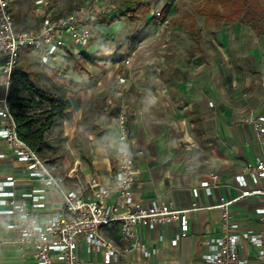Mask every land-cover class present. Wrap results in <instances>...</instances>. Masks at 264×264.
<instances>
[{"label":"crops","instance_id":"obj_1","mask_svg":"<svg viewBox=\"0 0 264 264\" xmlns=\"http://www.w3.org/2000/svg\"><path fill=\"white\" fill-rule=\"evenodd\" d=\"M102 1L106 0H98ZM149 1L144 22H111L118 11L133 7L136 0L117 7L118 0L110 18L105 12L98 16L108 20L93 22L94 35L83 54L107 57L105 49L111 45L102 37L110 33L120 41L143 28L154 16L156 2ZM180 3L177 0L167 16L176 25L165 31V23L157 27L127 57L128 66L123 62L105 66L86 62L85 70L77 71L71 57L79 56L62 51L55 58L64 63L63 57L70 58L68 65L75 76H61L67 86L55 81L53 94L65 102L68 117L45 134L39 157L64 179V188L74 190L78 182L85 185L93 177L103 184L111 181L118 147L112 118L123 112L137 169L134 207L170 204L189 210V231L176 246L170 240L178 232V222L139 224L132 228L127 242L121 240L118 226L104 228V237L123 255L118 264H205L199 255L206 251V242L221 234L223 209L217 206L222 203L230 202L225 208L242 231L255 233L260 228V199L240 194L259 190L264 180L254 182L247 176V187L239 189L235 177L264 153L250 122L264 115V65L258 43L264 39L239 23L200 29L195 22L200 29L196 40L188 32L185 15L196 21L195 17L187 12L176 16ZM31 14L21 28L13 18L17 30L36 27L37 20ZM93 19L89 17V21ZM126 51L124 46L118 53L124 55ZM120 77L126 78L124 85L118 83ZM8 89L9 77L3 73L0 59V107L6 102ZM5 121L0 115V129L7 128ZM211 174L218 176L217 181ZM8 177L14 178L15 185L4 190L16 196L44 190L42 218L60 212L59 195L31 178L25 164L0 137V182ZM203 182H209V193L201 187ZM10 222V217L0 215V264H37L31 250L23 251L13 243L16 233L6 228ZM144 251L151 255L145 257ZM77 253L82 264H103L101 253L87 254L83 241H79ZM239 254L252 264H264L258 250L246 241L240 244Z\"/></svg>","mask_w":264,"mask_h":264},{"label":"built area","instance_id":"obj_2","mask_svg":"<svg viewBox=\"0 0 264 264\" xmlns=\"http://www.w3.org/2000/svg\"><path fill=\"white\" fill-rule=\"evenodd\" d=\"M163 0L154 5L155 23L162 21ZM32 15L37 20L34 29L19 31L16 29L9 0H0V59L3 61V73L9 77L18 68L21 53L25 50L36 53L43 63L59 57L62 51L73 56L85 53L94 35V23L84 22L83 13L73 10L69 13L56 12L47 6L45 0H35ZM130 64V59L124 62ZM120 85L126 83L125 77L118 79ZM0 115L6 120L7 128L0 129V137L11 146L18 161L25 164L31 178L37 179L50 192L60 197V212L48 214L44 218L41 210L45 208L44 190L16 196L13 191L15 180L8 177L0 182V215L8 216L11 222L6 228L16 233L13 243L21 250H31L37 264H82L78 257V243L83 241L87 254L101 253L103 264H118L122 260L121 251L103 235L104 228L118 226L121 240L127 242L133 235L132 228L139 224H164L178 222L179 229L170 240L176 246L184 237L189 226V210H179L170 204L152 206L149 209L134 207L133 190L136 185L137 169L131 153L127 119L123 112L112 118L117 134L115 171L108 184L96 178H90L85 185L78 182L74 190L64 188V179L55 175L38 154L31 151L15 133L8 105L3 102ZM254 136L260 145H264V115L252 119ZM254 182L264 180V153L255 159L253 165L244 168V173L235 177L239 189L247 187L246 177ZM217 181L218 176L211 174ZM201 187L209 193V182ZM196 195V191H194ZM256 195L262 204L257 210L260 216V228L257 232L242 231L240 225L231 219L222 203L223 209L221 234L206 242V251L199 255L205 264H252L239 254V246L246 241L258 250V256L264 262V186L255 192H243L240 197ZM110 200H114L110 203ZM151 255L144 251V256Z\"/></svg>","mask_w":264,"mask_h":264},{"label":"trees","instance_id":"obj_3","mask_svg":"<svg viewBox=\"0 0 264 264\" xmlns=\"http://www.w3.org/2000/svg\"><path fill=\"white\" fill-rule=\"evenodd\" d=\"M130 0H119L117 7L127 5ZM177 0H164L162 8L163 18L168 15ZM199 2L198 15L205 19V27L220 28L222 24L239 23L257 37L264 39V0H194ZM151 7L149 0H136L131 8L118 11L111 18V22L127 19L130 22H144ZM188 22L187 29L194 39H198V32L194 19L185 15ZM153 16L140 30L125 39L117 48L114 55L105 58H96L81 54L79 58L71 57L77 71L85 70V63L90 65L117 63L123 57L116 56L122 47L126 46L130 54L138 45L151 35L158 27ZM165 21V19H162ZM23 52L34 53L28 50ZM46 72L50 73L46 67ZM54 81L68 83L61 79L57 73L52 77ZM9 114L13 120L17 138L22 141L31 151L40 154L44 149L45 134L60 120L68 117L66 104L59 97L46 92L31 79V74L22 68L16 69L10 76L9 89L6 97Z\"/></svg>","mask_w":264,"mask_h":264},{"label":"rangeland","instance_id":"obj_4","mask_svg":"<svg viewBox=\"0 0 264 264\" xmlns=\"http://www.w3.org/2000/svg\"><path fill=\"white\" fill-rule=\"evenodd\" d=\"M9 1H10V9L13 12V18L14 17L16 18L17 26H19L18 28L25 27L27 16L29 12L32 11L33 3L35 0H9ZM45 1L47 2V6L53 8L54 10H56V12L65 14L73 10H77L83 13V19L85 23L89 22L90 16L94 18L93 22H96L97 20V22L101 23L102 19L100 20L98 16L100 15L103 16L105 12V14L106 15L108 14V17L110 18V14L112 15L114 14V11H115L114 8L118 0H106V1H102V3H99L98 0H45ZM157 1L158 0H153L154 3ZM198 9H199L198 3L192 2L191 0H181V3L178 9H176V13H177L176 16L178 17L182 16L184 12L190 13L191 15L195 17L196 19L195 22L200 27V29H203V28L205 29V21L204 19L199 18L197 14ZM120 10H123V7H120ZM167 16L168 15H166L165 18L162 17V19H165L164 21L165 24L163 25L164 27L162 28V31L169 30V28H172L176 25L172 20H168L169 17ZM176 18L177 17H175L174 19ZM105 20H108V19L106 18V19H103L102 21H105ZM120 26L121 25H119L118 27ZM184 30H186V27H184ZM98 32L99 31H96L97 35H98ZM127 36L124 37L123 40L121 39L120 41H117L118 37L114 34L108 33V35L103 36L102 38H107L109 40V44L111 45L110 47L108 48L106 47L105 49L106 56L107 57L113 56L115 53V49H117L121 45V43L125 39H127ZM161 36L163 37V35ZM258 43H259V47L262 53V65H264V40L258 41ZM189 44L192 45L191 42ZM133 52L129 54L126 51L124 55H120V53H116V56L123 57L124 59L121 60L120 63L122 62L124 63L127 60V57L132 55ZM64 58H65L64 60L65 63L63 61L57 62L56 61L57 59L49 60L47 63H43L40 57L36 53L22 52L20 61H19V66L17 69L22 68L28 73H30L31 79L34 81V83H36L39 87H41L46 92L53 94L54 87H56L57 85L54 79L52 78L53 75L57 73L59 74V76H65V77L67 76L69 77V75L70 77L75 76V74H73V70L70 68L71 65H68L70 58L63 57V59ZM46 67L49 68L50 73L45 71Z\"/></svg>","mask_w":264,"mask_h":264}]
</instances>
